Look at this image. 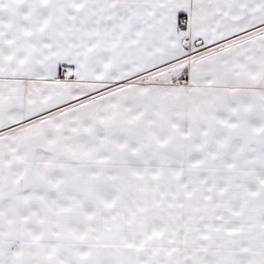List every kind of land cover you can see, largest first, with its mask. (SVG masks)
I'll return each instance as SVG.
<instances>
[{
  "label": "snow or ice",
  "instance_id": "6c2138e0",
  "mask_svg": "<svg viewBox=\"0 0 264 264\" xmlns=\"http://www.w3.org/2000/svg\"><path fill=\"white\" fill-rule=\"evenodd\" d=\"M0 264H264V0H0Z\"/></svg>",
  "mask_w": 264,
  "mask_h": 264
}]
</instances>
